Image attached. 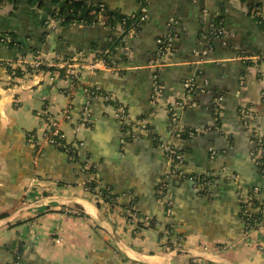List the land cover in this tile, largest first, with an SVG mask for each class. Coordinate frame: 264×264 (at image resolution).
I'll use <instances>...</instances> for the list:
<instances>
[{
    "label": "crops",
    "instance_id": "0c3cea01",
    "mask_svg": "<svg viewBox=\"0 0 264 264\" xmlns=\"http://www.w3.org/2000/svg\"><path fill=\"white\" fill-rule=\"evenodd\" d=\"M96 1L125 14L137 8V0ZM147 1L146 22L126 42V51L108 56L110 65L96 57L108 35L101 25L52 21L44 29L50 0L42 9L20 0L12 14L9 5L0 8V32L15 33L41 60L69 63L85 51L87 62H99L94 70L78 71L69 96V80L55 70L8 84L3 63L19 65L32 55L0 45V215H7L0 220V264H264V229L244 231L239 197L264 207V172L251 159L248 129L264 143V30L239 0ZM216 17L224 34L208 41L205 34ZM170 21L176 23L172 50L153 70L149 65L160 58L157 40ZM92 44L98 49L91 51ZM153 74L162 88L155 117ZM188 80L194 83L189 93ZM93 88L111 101L88 98L85 90ZM86 101L89 124L80 127ZM121 105L127 122L113 118ZM64 109L70 111L68 122L61 120ZM53 117L62 121V141L80 144L78 156L89 157L98 184L126 205L132 200L149 228L134 231L116 210L99 208L84 188L79 164L65 153L45 144L34 153L27 136L40 144ZM137 121L148 122L150 133L132 138L128 125ZM162 143L180 149L185 173L217 177L216 185L199 195L189 180L173 184ZM32 179L35 185L28 188ZM164 222L181 235L170 251L158 237Z\"/></svg>",
    "mask_w": 264,
    "mask_h": 264
},
{
    "label": "trees",
    "instance_id": "16d2710c",
    "mask_svg": "<svg viewBox=\"0 0 264 264\" xmlns=\"http://www.w3.org/2000/svg\"><path fill=\"white\" fill-rule=\"evenodd\" d=\"M44 1L45 0H26V4L30 8L42 9L44 7ZM223 1L226 2L228 0ZM239 2L242 6L246 7L248 14L253 17L259 29L264 30V21L262 19V14H264V0H239ZM148 3L149 1L146 2V0H137L136 10L134 12L125 14L118 8H111L108 5L98 2L96 0H50L48 9L49 19L42 21V27L45 29L50 20L54 21L55 23H58L59 26L79 25L82 27H92L95 25H101L107 30L108 35L106 36V46L97 51L96 57L104 59L105 62L110 65L111 61L108 59V56L115 55L117 49H122L126 46V43H124V37L127 35V33L133 27H135L138 34L141 26L146 22V19L145 21L141 22L139 18L142 15L141 8L147 7ZM5 5H9L11 7L10 14H12L15 10H17L18 6L20 5V0H0V8ZM170 23H174L172 34L175 37L174 29L176 23L170 21L168 25ZM210 25L211 28L210 26H208L207 33L205 34L206 39L208 41H211L212 39L222 38L224 33L217 34L215 32V30L218 28L223 30L222 20L219 17H216L212 20V23ZM167 28L169 29V26H167ZM46 35L47 32L44 31L39 39V42H44ZM163 36L159 39H162ZM0 45L10 49H15L19 47H22L23 49L26 48L32 56L38 55L36 49L26 47L24 42L20 40L15 33L12 32H0ZM158 47L159 52H163L165 50V44H158ZM90 49L91 51L97 50L98 47L92 44L90 45ZM80 52L83 53L85 51H79L78 53ZM124 59H126V57H124ZM54 70H58L61 76L65 75V69L40 67L41 72ZM216 123L218 125V122ZM130 127L131 124L128 125V128ZM56 140L59 141V139ZM60 142L63 143V141L61 140ZM31 146L34 149V153H36V146L34 144H32ZM54 148L60 152L65 153V151L61 147L54 146ZM65 154L68 156L70 162L80 165L81 160L78 155H71V152H67ZM71 156L72 158L70 159ZM81 175L84 178V181H86L85 186L88 192L94 193V195H97L100 198V200L96 199V205L98 207H100L103 203L107 205L110 210L114 209L115 207H118L121 210H128L129 213L137 212L133 209L134 203L132 202V200L130 201V204L126 205L121 201H118L120 195L114 193L112 189H110L108 186L98 184L93 167L85 173H82ZM189 179H193L197 181V183L204 184L205 182L212 183L218 178L214 176L206 177V175H196L184 172L182 176H179L178 178H172L171 182L176 185ZM163 184L165 183L162 182V185ZM162 185L160 189L158 187L157 197L159 200L163 198L162 193L164 185L163 187ZM198 194L203 195V191H199ZM248 203L251 211H246L245 213V204L240 202V216L244 222V231L254 230L256 228H259L264 223V207L252 198H249ZM131 204L132 206H130ZM6 216V214L0 215V220L6 218ZM170 216L171 214L165 215L164 217L169 218ZM126 218L130 217L127 215ZM18 223L19 222H17V224ZM150 225L151 222L148 223V220H146L145 222L137 221L133 224V226L136 227L137 230L149 228ZM160 227L162 228V231H159L158 233L159 241H162L163 238H166L164 247H169L172 250L175 246V243L181 240V235L176 234L172 225H170L169 223L164 222L160 225ZM189 263L194 264L192 262Z\"/></svg>",
    "mask_w": 264,
    "mask_h": 264
},
{
    "label": "built area",
    "instance_id": "2783aa9c",
    "mask_svg": "<svg viewBox=\"0 0 264 264\" xmlns=\"http://www.w3.org/2000/svg\"><path fill=\"white\" fill-rule=\"evenodd\" d=\"M147 1V0H146ZM141 12L142 15L139 18V20L145 21L146 19V7H142L141 8ZM49 22H52L51 20ZM212 23V22H211ZM210 23V24H211ZM173 24L174 23H170L169 29L166 32V34L163 36L162 39H158L157 43L158 44H165V50L163 52H159V59L160 61H154L149 65V68L155 70L158 69L162 66V62L164 60V57L168 55V53L171 52L172 50V41H173ZM209 24L210 28L211 25ZM215 32L217 34H222L223 30L218 28L215 30ZM214 32V33H215ZM137 36V31L135 29V27H133L128 33L127 35L124 37V43H126V41H128L131 38H134ZM123 51H126L125 47L122 48ZM203 54H207L206 51L203 52ZM88 56L85 55V53H78L76 55V58L69 64L65 62H61L56 58H50L47 60H41L40 55H36V56H32L31 59H29L28 61L23 60L21 63H19V65H15L13 62L11 61H6L3 63L6 72H7V80H8V84L13 83L16 80H20V79H26V81L29 78H32L34 76H40L43 73L47 72H41L40 71V67H46V68H55V69H65V76L67 77V79L69 80V88L67 89V95H71V90L75 88V86L77 85V74L78 71H81L83 69H89V70H94L96 69V66L99 64V62H87L86 58ZM254 58V57H253ZM256 59V58H255ZM56 72L58 70H55ZM10 86V85H9ZM184 88L186 89V91L189 93L191 91H193L194 89V83L192 80H188L184 83ZM151 97H150V103L152 106L153 112H152V117H155V113H156V107H157V102L161 97L162 94V88L160 86V84L158 83L157 80V75L153 74L152 76V89H151ZM86 96L88 98L91 97H96V96H100L102 101L105 103H109L111 101V97H109L108 95H103L99 92L98 88H93L92 90H85ZM88 101H86L85 105H83L79 118H78V122L77 124L80 127H85L89 124V118H90V111L88 108ZM113 118L116 119L117 121H121V122H127L128 120V116L126 114V111L124 109V107L118 106L116 108H114V114H113ZM71 119L70 117V111H68V109H64L61 112V120L62 121H66L68 122ZM57 120L56 118H50L49 119V124H48V128H47V133L45 135H43L42 137V141L40 142V144H38L36 146L35 144V140L33 138V136L28 135L27 136V141L26 143L29 145L34 144L36 146V153H40L42 150V144L51 146V147H61L65 153L67 152H71V155H78V148L80 147V144H73V145H69L67 143H62L60 142V140H63L61 131L59 129V123L62 122ZM249 129V133H250V143L252 146V152L250 154L251 159L253 161V163L256 165V167H258L261 171L264 172V143L262 138L260 137V135L252 128V127H248ZM130 131V136L132 138L137 137L138 135H140L141 133L143 134H148L150 133V130L148 128V122L146 121H137L135 123L131 124V127L129 129ZM197 133V130L192 131V134ZM56 139H59V141H57ZM159 150L160 152L166 157L168 166H169V174L168 177H172V178H178L179 176H182L184 174V171L182 170V164H183V157L180 153V149H178V147H173L170 146L168 144L162 143L159 145ZM72 158V156L70 157V159ZM81 162L79 165V173H85L86 171H88L90 168L93 167L91 161L89 158L87 157H83L80 158ZM189 181L192 182V188L195 191H204L202 190V188H206L208 186H212V185H216L217 180H215L212 183L209 182H205L204 184H199L197 183V181L193 180V179H189ZM35 185V180L32 179L29 183H28V188L32 187ZM162 185V184H161ZM163 187V185H162ZM84 188L86 191L87 188L84 185ZM161 188V187H160ZM240 201L245 204V213L246 211H251L249 208V203L248 200L249 198L245 196V194H240ZM96 199L100 198L95 195ZM170 203L166 202V215L170 214ZM105 207H108L107 205H105ZM114 210H116V212L123 218V219H127V222H131V223H136L138 222H145L147 220V218L145 217H140L137 213H129L128 210H121L118 207H115ZM129 216L130 218H126V216ZM261 228L264 229V223L263 225L260 226ZM136 228V227H135ZM166 251H170L171 249L169 247H165ZM17 253V252H16Z\"/></svg>",
    "mask_w": 264,
    "mask_h": 264
},
{
    "label": "rangeland",
    "instance_id": "374dc122",
    "mask_svg": "<svg viewBox=\"0 0 264 264\" xmlns=\"http://www.w3.org/2000/svg\"><path fill=\"white\" fill-rule=\"evenodd\" d=\"M75 58H76V57H74L73 59H71V61H69V64H70ZM65 64H66V62H65ZM104 206H105V204L102 203L100 207H104ZM100 207H99V208H100ZM124 220H125V222L127 223V219H124ZM128 223H129V221H128ZM130 223H131V222H130ZM131 224L133 225V223H131ZM133 229H134V231L137 230L135 227H133ZM165 242H166V238H163V239H162V243L165 244ZM166 245H167V244H166Z\"/></svg>",
    "mask_w": 264,
    "mask_h": 264
},
{
    "label": "water",
    "instance_id": "95a60500",
    "mask_svg": "<svg viewBox=\"0 0 264 264\" xmlns=\"http://www.w3.org/2000/svg\"><path fill=\"white\" fill-rule=\"evenodd\" d=\"M26 208L24 207L23 209H21L20 211H18L16 214L12 215L11 218L9 220H7L6 222H10L13 221L22 211H24ZM148 223H150V221H148Z\"/></svg>",
    "mask_w": 264,
    "mask_h": 264
}]
</instances>
